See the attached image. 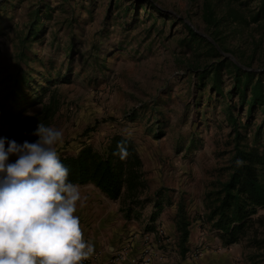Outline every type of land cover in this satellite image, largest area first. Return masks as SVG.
Segmentation results:
<instances>
[{
	"label": "rangeland",
	"instance_id": "obj_1",
	"mask_svg": "<svg viewBox=\"0 0 264 264\" xmlns=\"http://www.w3.org/2000/svg\"><path fill=\"white\" fill-rule=\"evenodd\" d=\"M229 1L246 17L258 8L256 0ZM206 5L215 20L228 8L225 0H0V137L28 140L34 122L22 119L37 115L53 96L58 110L48 126L63 132V143L56 145L60 158L87 147L103 152L116 135L135 145L146 189L138 195L139 204L123 198L110 203L134 210L149 231L145 221L150 223L157 202L158 217L170 222L183 205L190 225L182 261L264 264V247L253 243L262 238L254 233L256 223L245 238L223 245L219 231L205 221L207 195L231 173L227 106H234L233 114L246 123L238 99L226 98L232 87L226 70L220 71L223 96L212 89V75L198 77L219 60L205 44L190 41L183 23L212 42L204 32ZM238 26L228 21L217 31L233 55L215 45L217 50L248 70L263 72L264 24ZM13 119L23 122L21 129L10 123ZM260 124L258 113L246 126L248 141ZM259 145L264 148V139ZM78 186L82 193L97 190ZM263 215L258 208L251 218ZM159 239L168 260L181 250L168 233Z\"/></svg>",
	"mask_w": 264,
	"mask_h": 264
},
{
	"label": "trees",
	"instance_id": "obj_2",
	"mask_svg": "<svg viewBox=\"0 0 264 264\" xmlns=\"http://www.w3.org/2000/svg\"><path fill=\"white\" fill-rule=\"evenodd\" d=\"M256 1L254 2L257 3V11L252 16L246 17L245 10L236 8L229 4V0H225L228 8L217 20L214 19L212 9L206 5L204 32L210 35L213 43L199 35L190 25L183 23V26L190 41L205 44L210 56L219 60L212 64L213 69L210 73L204 76V73H199L198 77L204 79L206 75H212V89L223 96L220 71L222 68L226 70L232 80V87L227 92L226 98L230 101L234 96L238 99L239 105H242L246 110V123L242 125L241 120L233 114L234 106H227L226 115L233 133L231 173L224 183H219L216 190L207 195L206 210L208 213L205 221L212 229L219 231L218 235L223 245L239 242L247 236L248 231L253 229L256 223L257 230L255 229L254 233L260 232L262 238L259 241L254 239L253 243L263 248L264 215L256 221L251 217L258 208L264 209V148L259 145L260 140L264 139V71L253 72L248 70L250 67L243 64L241 60H238L239 64L232 62L229 58H223L220 52L232 55L233 53L223 48L221 38L217 34L220 25L228 21L233 22L234 25L238 24L242 28H246L250 24L262 26L264 24V0ZM208 3L206 2V4ZM156 10L161 13L159 9ZM30 31H32L31 35H34L33 30ZM215 45L219 47L220 52ZM57 110V102L52 96L47 103L42 105L37 115L22 119V121L34 122V128L28 130L27 141L35 142L38 139L31 133L35 131L38 123L48 126ZM258 113L261 117V124L255 127L252 135L253 140L248 141L246 126L252 124V120ZM10 123H16V129H21L23 122L13 119ZM242 127L245 130L243 134L240 131ZM120 142L126 144L129 153L124 160H121L118 155H114L117 152V144ZM60 160L69 170V182L76 185L91 184L110 201L123 198L124 202L128 204H139L138 195L146 189L142 174V162L137 149L132 141L122 136L112 137L103 152H97L87 147L80 150L75 156L62 157ZM237 161H242V164L238 165ZM178 209L175 220L176 232L180 253L184 255L187 251L184 245L189 237L190 224L184 221V216H182L183 205ZM160 212L161 203L157 202L151 220L153 221Z\"/></svg>",
	"mask_w": 264,
	"mask_h": 264
},
{
	"label": "clouds",
	"instance_id": "obj_3",
	"mask_svg": "<svg viewBox=\"0 0 264 264\" xmlns=\"http://www.w3.org/2000/svg\"><path fill=\"white\" fill-rule=\"evenodd\" d=\"M31 134L35 142L0 137V264H82L95 248L75 215L86 197L58 155L63 132L38 123ZM128 154L118 143L114 155Z\"/></svg>",
	"mask_w": 264,
	"mask_h": 264
},
{
	"label": "crops",
	"instance_id": "obj_4",
	"mask_svg": "<svg viewBox=\"0 0 264 264\" xmlns=\"http://www.w3.org/2000/svg\"><path fill=\"white\" fill-rule=\"evenodd\" d=\"M95 191L96 193L81 192L86 199L83 206L78 203L75 213L80 219V227L85 241L94 245L93 254L97 255V261L93 264H107L118 251L124 248H130L132 252L139 253L146 236L154 243L156 258L153 264H191L187 260H181L184 256L181 255L179 249V252H175L174 257L168 260L165 257L167 251L163 253V250L157 245L160 241V232L168 233L173 241L177 240L176 215L172 216L170 222L163 217H158L159 213L153 221L149 220L150 223L148 220L145 221L148 223L147 225L151 226V229L150 231L144 230L142 218L140 219L137 213L134 215V210L128 209L124 203L123 208L118 204H112L97 190ZM173 249L177 250L175 245H173Z\"/></svg>",
	"mask_w": 264,
	"mask_h": 264
},
{
	"label": "built area",
	"instance_id": "obj_5",
	"mask_svg": "<svg viewBox=\"0 0 264 264\" xmlns=\"http://www.w3.org/2000/svg\"><path fill=\"white\" fill-rule=\"evenodd\" d=\"M160 232V238L162 237ZM154 243L150 241L148 236L145 237L139 253H134L130 248H124L118 251L107 264H153L156 253L154 252ZM97 261V255L93 254L89 259L82 262V264H93Z\"/></svg>",
	"mask_w": 264,
	"mask_h": 264
},
{
	"label": "water",
	"instance_id": "obj_6",
	"mask_svg": "<svg viewBox=\"0 0 264 264\" xmlns=\"http://www.w3.org/2000/svg\"><path fill=\"white\" fill-rule=\"evenodd\" d=\"M233 60V59H232ZM233 62H235L234 60H233ZM236 63V62H235Z\"/></svg>",
	"mask_w": 264,
	"mask_h": 264
}]
</instances>
